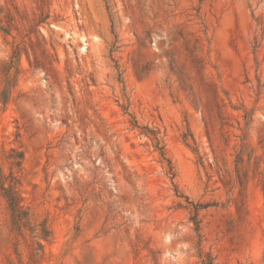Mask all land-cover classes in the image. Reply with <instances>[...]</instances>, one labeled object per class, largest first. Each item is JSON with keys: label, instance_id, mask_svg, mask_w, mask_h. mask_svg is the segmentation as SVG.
<instances>
[{"label": "rangeland", "instance_id": "1", "mask_svg": "<svg viewBox=\"0 0 264 264\" xmlns=\"http://www.w3.org/2000/svg\"><path fill=\"white\" fill-rule=\"evenodd\" d=\"M0 174V264H264V0H0Z\"/></svg>", "mask_w": 264, "mask_h": 264}, {"label": "trees", "instance_id": "2", "mask_svg": "<svg viewBox=\"0 0 264 264\" xmlns=\"http://www.w3.org/2000/svg\"><path fill=\"white\" fill-rule=\"evenodd\" d=\"M19 158L22 159L23 154H21ZM5 181L6 178L0 174V188L8 201L15 229L20 234H23L24 229H28L32 234H36L35 228L30 219L29 211H27L22 205L23 199L19 191L16 189L15 182L10 181L7 187ZM50 234L49 229L43 224L42 233L40 234L41 238L47 240L50 237ZM35 238L40 239L38 236H35ZM36 244L40 248H43L42 243L37 242Z\"/></svg>", "mask_w": 264, "mask_h": 264}]
</instances>
